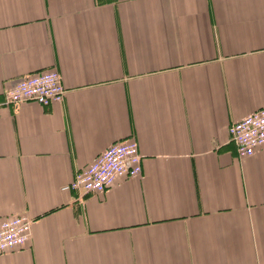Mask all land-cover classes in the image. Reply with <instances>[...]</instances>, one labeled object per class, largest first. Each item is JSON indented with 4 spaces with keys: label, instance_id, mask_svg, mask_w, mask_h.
Listing matches in <instances>:
<instances>
[{
    "label": "crops",
    "instance_id": "crops-1",
    "mask_svg": "<svg viewBox=\"0 0 264 264\" xmlns=\"http://www.w3.org/2000/svg\"><path fill=\"white\" fill-rule=\"evenodd\" d=\"M61 72L64 101L12 104ZM264 107V0H0V221L30 242L0 264H264V147L229 126ZM133 138L143 174L64 190Z\"/></svg>",
    "mask_w": 264,
    "mask_h": 264
},
{
    "label": "built area",
    "instance_id": "built-area-1",
    "mask_svg": "<svg viewBox=\"0 0 264 264\" xmlns=\"http://www.w3.org/2000/svg\"><path fill=\"white\" fill-rule=\"evenodd\" d=\"M66 87L57 69H47L28 75L16 82L7 92L8 101L20 104L35 101L43 106L64 101ZM229 133L241 157L252 156L264 147V107H261L229 126ZM143 174V156L139 143L133 138L114 142L94 160L75 174L64 190L85 194L103 193L125 176ZM34 220L27 214L4 217L0 221V255L28 245Z\"/></svg>",
    "mask_w": 264,
    "mask_h": 264
}]
</instances>
